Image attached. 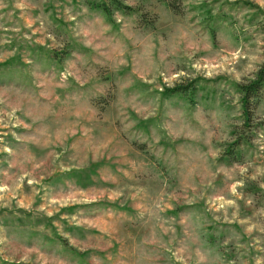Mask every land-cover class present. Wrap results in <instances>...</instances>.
Returning <instances> with one entry per match:
<instances>
[{
  "label": "rangeland",
  "instance_id": "374dc122",
  "mask_svg": "<svg viewBox=\"0 0 264 264\" xmlns=\"http://www.w3.org/2000/svg\"><path fill=\"white\" fill-rule=\"evenodd\" d=\"M235 1L0 0V264H264V93L223 160L264 62Z\"/></svg>",
  "mask_w": 264,
  "mask_h": 264
},
{
  "label": "trees",
  "instance_id": "16d2710c",
  "mask_svg": "<svg viewBox=\"0 0 264 264\" xmlns=\"http://www.w3.org/2000/svg\"><path fill=\"white\" fill-rule=\"evenodd\" d=\"M92 7L100 10L107 18L109 22H113V9L125 12L133 13L136 11V7L127 4L126 0H89ZM167 3L175 12L180 11L179 2L182 0H162ZM234 5H242L248 9H259L261 13H264L260 7L251 4L246 0H238L233 3ZM257 15V14H255ZM212 22L210 23V30L215 36L217 31V26L215 25L220 16H211ZM144 21H149L145 19ZM237 89L240 93V105L242 110V116L244 124L241 126L242 131L238 133V136L230 145V147L225 151L223 160L230 164L233 161H239L244 153V147L248 144L249 135L245 132V128L249 127L252 130V120H253V110L259 105L261 101V96L264 93V62L260 65L259 69L251 77L243 79L241 82L237 83ZM169 91L181 94H188L189 90L183 86H177Z\"/></svg>",
  "mask_w": 264,
  "mask_h": 264
}]
</instances>
